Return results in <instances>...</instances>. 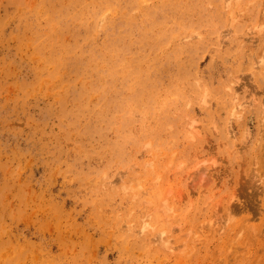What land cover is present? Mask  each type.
<instances>
[{
    "label": "rangeland",
    "instance_id": "374dc122",
    "mask_svg": "<svg viewBox=\"0 0 264 264\" xmlns=\"http://www.w3.org/2000/svg\"><path fill=\"white\" fill-rule=\"evenodd\" d=\"M0 264H264V0H0Z\"/></svg>",
    "mask_w": 264,
    "mask_h": 264
},
{
    "label": "bare ground",
    "instance_id": "6f19581e",
    "mask_svg": "<svg viewBox=\"0 0 264 264\" xmlns=\"http://www.w3.org/2000/svg\"><path fill=\"white\" fill-rule=\"evenodd\" d=\"M231 1V0H230ZM243 105V104H242ZM240 106V105H239ZM243 107V106H242Z\"/></svg>",
    "mask_w": 264,
    "mask_h": 264
}]
</instances>
